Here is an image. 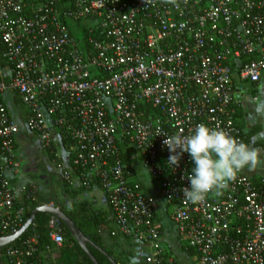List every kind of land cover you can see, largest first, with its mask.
Here are the masks:
<instances>
[{
	"label": "built area",
	"instance_id": "1",
	"mask_svg": "<svg viewBox=\"0 0 264 264\" xmlns=\"http://www.w3.org/2000/svg\"><path fill=\"white\" fill-rule=\"evenodd\" d=\"M0 41L3 235L24 223L25 201L39 192L32 181L11 180L21 168L19 123L8 107L16 96L62 182L101 187L111 234L137 242L142 264H180L164 246L161 202L193 264H264V175L240 171L193 204L182 192L190 155L174 170L162 143V135H189L200 123L246 143L232 75L250 83L264 75V0H0ZM122 146L138 159L125 164ZM48 229L42 249L27 236L5 257L36 264L39 253L64 242L60 219L50 215Z\"/></svg>",
	"mask_w": 264,
	"mask_h": 264
},
{
	"label": "trees",
	"instance_id": "2",
	"mask_svg": "<svg viewBox=\"0 0 264 264\" xmlns=\"http://www.w3.org/2000/svg\"><path fill=\"white\" fill-rule=\"evenodd\" d=\"M2 49L3 45L0 41V66L4 67L5 61L2 58ZM8 107L11 113L18 120L20 128L19 132H31L25 127L27 113L19 98L14 96L12 98V101L8 103ZM121 151L122 161L125 164H130L132 161H136L138 159V157L132 156L133 150L129 147L122 146ZM63 185L65 193L70 198V202H68L67 204H60L55 201L54 205H59L61 210L77 224V226L87 235V237H89L97 245L102 246L106 250V252L112 256L117 264H142V257L141 254H139L140 247L137 242L132 241L126 236L111 234V230L113 227L111 226L109 218L110 208H96L91 205L90 201L85 198L80 201H74L75 197L78 196V194L84 192V190H87V188L82 184H77L72 188H68L64 182ZM49 201H51V199H49V196H47L46 193L42 192V190H40L39 188V192L35 201H25V219L29 216L33 208ZM49 219L50 214L43 212L37 213L31 225L18 239L8 245L0 247V264H12L4 255L5 248L9 245L19 244L27 236H37L39 247L41 249L45 246V244L50 243L48 229ZM62 227L64 242L58 249V251L60 252L61 260H59L57 264H93L89 257L85 254V252L81 249V247L70 236L69 232L63 224ZM2 235L3 234L0 231V236ZM124 246L126 247V251L128 252L126 255H123L122 261H118V258L114 256L113 249L118 250L120 253H122V247ZM89 249L93 256L97 259L99 264H112L105 257V255H103L96 248L89 246ZM183 252L191 257H194V252L192 249H184ZM167 255H173V253L169 251L167 252Z\"/></svg>",
	"mask_w": 264,
	"mask_h": 264
},
{
	"label": "clouds",
	"instance_id": "3",
	"mask_svg": "<svg viewBox=\"0 0 264 264\" xmlns=\"http://www.w3.org/2000/svg\"><path fill=\"white\" fill-rule=\"evenodd\" d=\"M250 116L253 121L264 120V92L252 101ZM162 136L166 137L163 145L171 153L166 161L168 167L175 170L184 153L191 157L192 174L185 173L190 187L183 188L182 192L184 199L193 204L204 201L209 193L219 194L241 170H254L264 164L259 148L237 140L219 127L210 128L200 123L192 134L184 135L181 130ZM257 139L264 140V131L257 133Z\"/></svg>",
	"mask_w": 264,
	"mask_h": 264
},
{
	"label": "crops",
	"instance_id": "4",
	"mask_svg": "<svg viewBox=\"0 0 264 264\" xmlns=\"http://www.w3.org/2000/svg\"><path fill=\"white\" fill-rule=\"evenodd\" d=\"M232 86H233V110H234V118L236 124L241 129L243 136L245 137L246 142L253 147H257L261 150V159L264 160V140L257 139V133L264 131V120H255L251 119L250 113L252 110V101L256 98L261 92H264V75L258 83H250L248 81H242L238 78L236 74L232 75ZM28 135H25L23 132H19L16 137V145L15 152L17 155V159L21 163V168L15 176L11 175V180L15 186H19V184L24 183L25 181L34 182L31 177L32 172H34V165L30 164L28 166H24L22 160L19 155V151L22 148V144L20 140H30L31 136H34L31 132H28ZM29 136V137H28ZM36 138V137H35ZM46 153V152H45ZM48 154V153H47ZM49 158V155H47ZM52 163V162H51ZM31 166V167H29ZM50 166V165H49ZM52 166V164H51ZM138 166V165H137ZM244 174L252 177H259L264 175V164H261L254 170H249L245 168L241 170ZM44 183H40V190L42 192H46V195L49 196L48 191L49 188H54V180L52 182L51 177L45 175ZM48 177V178H47ZM57 178V177H56ZM60 178V177H59ZM57 178V181L60 182V179ZM37 182V181H35ZM45 188V189H44ZM44 189V191H43ZM63 196L68 200V195L63 191ZM87 199L90 201V204L96 208L109 209V206L106 201V197L104 191L101 189L99 185H93L91 188L84 190V192L78 194L75 197V200L80 201L82 199ZM49 199L53 202L52 198L49 196ZM66 200V201H67ZM74 200V201H75ZM73 201V200H72ZM70 201H67L64 204H67ZM54 203V202H53ZM163 214V215H162ZM164 216V218H163ZM158 218L162 225L163 233H164V246L169 249L173 253L175 257V252L183 251L181 248V244L178 238L177 226L176 223L171 219L170 215L166 211V206L163 202L160 203L158 210ZM165 220L169 221L168 223L174 224L175 232L168 233L166 232ZM62 246V245H61ZM61 246H52L50 251H43L38 254V257L35 259L36 264H57L60 259V252L58 249ZM102 247V246H100ZM103 248V247H102ZM104 249V248H103ZM123 251L120 253L118 250L113 249L114 256L118 258V261H122L123 255H126L128 251H126V247H122ZM105 250V249H104ZM106 251V250H105ZM112 257V256H111ZM176 258V257H175ZM138 261V260H137ZM117 263V262H116ZM138 263V262H136ZM180 263V262H179ZM181 264V263H180Z\"/></svg>",
	"mask_w": 264,
	"mask_h": 264
},
{
	"label": "rangeland",
	"instance_id": "5",
	"mask_svg": "<svg viewBox=\"0 0 264 264\" xmlns=\"http://www.w3.org/2000/svg\"><path fill=\"white\" fill-rule=\"evenodd\" d=\"M24 134L28 135L29 133L27 132ZM20 143L22 144V148L19 151V155H20L23 165L24 166H28L30 164L34 165V172H32V175H31L32 176L31 178L37 181V182L34 181V183H36L38 187L40 188L39 186L40 183H44L45 178H46L45 175H47L51 177L50 180H52V182L54 180L53 184L56 187V190L54 188H49V191H48V194L52 198L53 202L57 201L60 204H64L67 201H70V198H68L67 200V198L65 199V197L63 196L64 185H63L62 180L59 178L58 171L56 170L54 164L51 163V159L48 158L47 152L45 153V151H43L40 148L36 138L34 136H31L30 140H25V139L20 140ZM137 169H138L139 176L141 177V179L147 181L148 176L146 174V170H144V168L140 165L137 166ZM56 177L60 179V182L57 181ZM165 222H166L165 229H166L167 234L175 232L174 224H171L172 222L169 224L168 223L169 221L167 220H165ZM180 244L182 247L183 243L180 242ZM175 257L181 264H193L194 259L188 254L184 253L183 251H178V252L176 251Z\"/></svg>",
	"mask_w": 264,
	"mask_h": 264
},
{
	"label": "water",
	"instance_id": "6",
	"mask_svg": "<svg viewBox=\"0 0 264 264\" xmlns=\"http://www.w3.org/2000/svg\"><path fill=\"white\" fill-rule=\"evenodd\" d=\"M39 212L47 213L60 219L62 224L69 232L70 236L81 247L93 264H99V262L91 253L89 246L99 250L112 264H117L109 253H107L102 247L87 237V235L77 226V224L61 210L59 205L51 206L48 204H40L33 208L29 216L25 219L24 223L15 232L0 236V247L8 245L18 239L31 225L35 215Z\"/></svg>",
	"mask_w": 264,
	"mask_h": 264
}]
</instances>
